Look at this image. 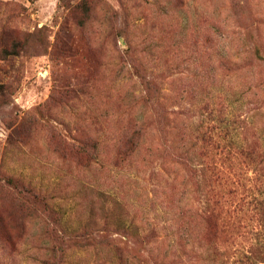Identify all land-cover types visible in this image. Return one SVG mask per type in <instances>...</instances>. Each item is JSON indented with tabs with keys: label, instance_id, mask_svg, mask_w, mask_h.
<instances>
[{
	"label": "rangeland",
	"instance_id": "rangeland-1",
	"mask_svg": "<svg viewBox=\"0 0 264 264\" xmlns=\"http://www.w3.org/2000/svg\"><path fill=\"white\" fill-rule=\"evenodd\" d=\"M5 27L0 264L50 234L57 264H264V0H0Z\"/></svg>",
	"mask_w": 264,
	"mask_h": 264
},
{
	"label": "trees",
	"instance_id": "trees-1",
	"mask_svg": "<svg viewBox=\"0 0 264 264\" xmlns=\"http://www.w3.org/2000/svg\"><path fill=\"white\" fill-rule=\"evenodd\" d=\"M0 30H3V31L6 30V32H7L6 27L2 28ZM8 33H9V31H8ZM15 45H16V43H13L12 47ZM1 51L4 55L16 53V52H14L15 50L9 51L5 46H3L1 48ZM149 84H150V82L146 81V85L148 87H149ZM221 121H223V120L221 119ZM228 127L229 126H220V128H219L220 132L218 133V135H221L222 132H224V134L228 135L230 133V130ZM140 139H141V126L139 129L137 128V129L131 131L130 134L123 141L122 146L124 148V153L130 154L131 152H133L136 149V147H138ZM66 146H67V142L64 141L63 147L68 150V148ZM75 148L76 149H74L73 146H71L69 149H70V151H74V152L76 150V153L84 152L86 150L85 149L86 143L81 142ZM8 181H9V183L14 185V188L16 190L14 199H15L20 210L24 211L25 209L28 210L29 208H32L35 212H39L42 214L47 213V215H48V213H52V212L54 213L53 207L51 206V198L48 194H46V193H44L38 189L36 190L34 188V185H32L29 181L27 183H25L19 179L14 180L12 177L9 178ZM18 181L21 182L20 186H18ZM220 196H221V198H223V200H225V197H223V194H221ZM208 213H210V212H208ZM213 216H214V214L210 213L207 216L204 215L202 217V222H204L205 228H206V236H204V237H206V240L214 238V236L217 235L216 234V232H217L216 221H214ZM51 233H52V231H51ZM56 237H57L56 234H50L47 236V238L49 239V243L46 245L45 248L48 251V255L39 260L40 264H57V262L59 261L58 260L59 259L58 253L62 252L63 249H58L57 245L51 242V240L52 239L54 240ZM83 237H85V236H83ZM78 238L80 239V237H78ZM96 244L98 247H104L105 246V244H104L103 240L100 238V236H99Z\"/></svg>",
	"mask_w": 264,
	"mask_h": 264
}]
</instances>
